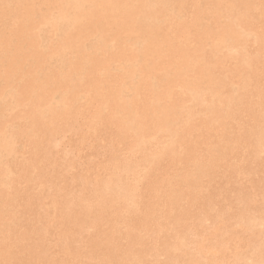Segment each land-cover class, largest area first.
<instances>
[{
    "label": "bare ground",
    "instance_id": "obj_1",
    "mask_svg": "<svg viewBox=\"0 0 264 264\" xmlns=\"http://www.w3.org/2000/svg\"><path fill=\"white\" fill-rule=\"evenodd\" d=\"M0 264H264V0H0Z\"/></svg>",
    "mask_w": 264,
    "mask_h": 264
}]
</instances>
